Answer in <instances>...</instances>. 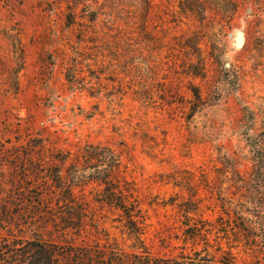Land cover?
Returning <instances> with one entry per match:
<instances>
[{"label":"rangeland","instance_id":"rangeland-1","mask_svg":"<svg viewBox=\"0 0 264 264\" xmlns=\"http://www.w3.org/2000/svg\"><path fill=\"white\" fill-rule=\"evenodd\" d=\"M264 264V0H0V255Z\"/></svg>","mask_w":264,"mask_h":264},{"label":"trees","instance_id":"trees-1","mask_svg":"<svg viewBox=\"0 0 264 264\" xmlns=\"http://www.w3.org/2000/svg\"><path fill=\"white\" fill-rule=\"evenodd\" d=\"M0 255V264H232L227 259L213 260L209 256L153 257L147 253H118L115 257L98 256L92 250L76 249L44 242L26 241L20 251Z\"/></svg>","mask_w":264,"mask_h":264}]
</instances>
